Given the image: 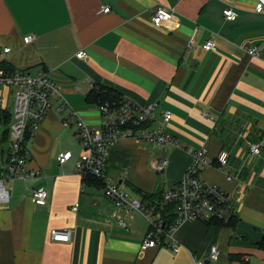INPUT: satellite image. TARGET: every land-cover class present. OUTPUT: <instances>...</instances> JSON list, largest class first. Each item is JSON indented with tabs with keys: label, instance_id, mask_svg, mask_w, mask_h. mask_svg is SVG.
<instances>
[{
	"label": "crops",
	"instance_id": "1",
	"mask_svg": "<svg viewBox=\"0 0 264 264\" xmlns=\"http://www.w3.org/2000/svg\"><path fill=\"white\" fill-rule=\"evenodd\" d=\"M255 2L0 0V63L15 71L49 72L61 84V95L53 97L26 143L37 176L6 181L10 195L0 203V264H196L208 260L214 244L220 258L207 264H264L259 245L264 236V20ZM103 6L110 11H101ZM159 6L173 10L175 18L156 25L152 16ZM227 8L238 13L236 18H226ZM30 34L36 39L27 43ZM208 39L217 42L212 50L203 48ZM253 47L258 55L249 53ZM82 49L87 55L77 57ZM94 84L154 104L151 128L170 110L163 128L178 142L166 143L164 150L155 142L121 139L109 150V180L144 202L141 191L178 184L194 151L204 148L209 163L199 166V176L231 193L235 224L184 222L174 240L143 249L151 228L147 217L128 212L101 186L86 183L78 169L84 148L75 135L77 118L94 130L104 121L99 105L86 99ZM0 96L10 111V94ZM155 118L162 119L159 125ZM253 143L261 144L260 153H252ZM66 150L73 156L60 163L58 155ZM221 150L229 152L224 166L217 161ZM160 155L168 164L158 172L153 162ZM39 187L47 191L45 204L32 197ZM67 228L70 242L51 238L53 229Z\"/></svg>",
	"mask_w": 264,
	"mask_h": 264
},
{
	"label": "built area",
	"instance_id": "2",
	"mask_svg": "<svg viewBox=\"0 0 264 264\" xmlns=\"http://www.w3.org/2000/svg\"><path fill=\"white\" fill-rule=\"evenodd\" d=\"M255 11L263 16L264 20V0H256ZM110 6H103L101 11H110ZM227 19H234L237 12L233 8L224 11ZM175 18V12L164 6L157 7L152 21L156 25H162ZM198 30V25L194 28L191 40ZM36 35L30 34L24 37L25 42H32ZM217 42L208 39L203 48L212 50ZM5 51H10L9 47ZM249 53L258 55L257 47L249 48ZM87 52L80 50L77 57H85ZM0 86L10 87L11 114L12 121L9 126V139L7 141V165L0 176V203L9 200L10 189L7 188L6 181L13 182L16 179L27 180L37 176L38 171L29 165L30 151L26 148L28 133L33 135L39 123L46 117L48 111L53 106V97L61 95V84L54 79L49 72L41 71L33 74L28 71H5L0 70ZM119 103L105 102L99 105L103 117L101 129L94 130L89 127L81 118H77L75 135L81 140L84 152L78 161V169L82 176L93 175L102 179L105 183L104 191L112 200L118 202L126 208L128 212L138 210L142 212L151 224L143 243L142 248L156 247L164 244V239L174 240L176 228L184 222L194 220H220L229 222L233 217L232 195L220 186L210 184L203 180L198 173L200 165L209 163L207 151L200 148L194 151V161L186 172L184 178L176 185L163 191L164 202L174 203L177 213V222L169 230L165 229V221L160 214L156 217L154 207H148L142 200L130 196L118 183H114L106 176L109 150L112 145L126 137H134L139 140L155 142L164 150L166 143L178 144L174 136L164 131V123L172 118V112L166 110L163 114L164 121L156 128L146 127L143 124L152 120L154 115V104L142 105L133 100L122 98ZM4 98L0 96V125H4V114L6 107L3 105ZM13 103V104H12ZM73 114H78L75 110ZM207 114V113H206ZM65 127H71L69 121H64ZM3 131L0 130V134ZM1 140V139H0ZM1 145V141H0ZM252 153H260L261 144H251ZM73 156L69 150L62 151L58 155L60 163L67 162ZM229 152L221 150L217 161L220 166L227 165ZM168 164V159L164 156H157L153 162V168L161 172ZM32 197L38 204H45L47 191L44 187L33 190ZM79 202L74 206V210L79 209ZM122 223H125L122 221ZM51 238L54 241L70 242L72 239L71 229H53ZM165 239V240H166ZM175 249L177 250L176 243ZM220 250L216 244L209 250L208 260L218 261ZM196 264H207L206 260L200 259Z\"/></svg>",
	"mask_w": 264,
	"mask_h": 264
},
{
	"label": "trees",
	"instance_id": "3",
	"mask_svg": "<svg viewBox=\"0 0 264 264\" xmlns=\"http://www.w3.org/2000/svg\"><path fill=\"white\" fill-rule=\"evenodd\" d=\"M5 70V71H15V68H13L9 63L6 61H3L0 63V70ZM123 97L119 94V92L115 91L112 88L106 87L101 84H94L91 90L87 93L86 99L90 103H97L98 105L103 104L105 102H110V103H119L122 101ZM4 125L7 127L2 134V144L0 145V176L2 175L3 171L5 170V166H3L4 162L7 163V141L9 139V126L12 121V114L11 111L5 110L4 114ZM150 121L145 122L143 125L146 127H150L149 125L151 124ZM32 137L31 134L28 133L27 135V142L29 139ZM27 145V144H26ZM94 183L101 188H104L105 183L102 179L93 176V175H87L86 177V183ZM144 195V203L148 207H154L155 208V213H158L162 216V218L165 221V229L169 230L172 226H174L177 222V213L175 210V205L174 203L170 202H164L163 200V191L161 192H153V193H147L146 191H141ZM216 221L219 224L226 223L224 221L220 220H212ZM236 221V218L232 217L229 222L226 224L229 225H234ZM166 239V238H165ZM164 239V241H165ZM260 247L264 248V236L262 240L259 243Z\"/></svg>",
	"mask_w": 264,
	"mask_h": 264
},
{
	"label": "rangeland",
	"instance_id": "4",
	"mask_svg": "<svg viewBox=\"0 0 264 264\" xmlns=\"http://www.w3.org/2000/svg\"><path fill=\"white\" fill-rule=\"evenodd\" d=\"M0 94H2L3 96H5V97H7V96H9V94H10V89L9 88H7V87H5V90L4 91H1L0 90ZM155 120H156V123L158 124L159 123V121H161L162 119H160V118H155ZM156 124V125H157ZM159 125V124H158ZM157 127V126H156ZM155 127V128H156ZM7 127H5V125H0V130L1 131H4L5 129H6ZM154 128V127H153ZM8 144V143H7Z\"/></svg>",
	"mask_w": 264,
	"mask_h": 264
},
{
	"label": "water",
	"instance_id": "5",
	"mask_svg": "<svg viewBox=\"0 0 264 264\" xmlns=\"http://www.w3.org/2000/svg\"><path fill=\"white\" fill-rule=\"evenodd\" d=\"M13 104V103H12ZM211 261L210 260H207L206 263H210Z\"/></svg>",
	"mask_w": 264,
	"mask_h": 264
}]
</instances>
